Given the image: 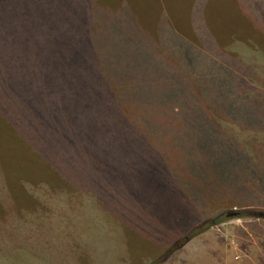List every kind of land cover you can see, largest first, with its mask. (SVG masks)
<instances>
[{"label": "rangeland", "instance_id": "1", "mask_svg": "<svg viewBox=\"0 0 264 264\" xmlns=\"http://www.w3.org/2000/svg\"><path fill=\"white\" fill-rule=\"evenodd\" d=\"M128 1L131 15L120 11L123 0H99L101 8L118 12L124 29L120 35L102 29L88 40L86 15L72 13L71 0H40V8L36 0H0V93H18L26 79L61 83L68 88L72 81L86 77L84 46H119L121 39L144 46L158 44L173 66H180L181 51L170 46H195V51L217 61L221 75L222 69L235 65L227 54L241 64L259 63L264 77V0ZM165 18L169 19L168 27ZM70 96L66 92L63 99L60 97V104L67 109ZM263 115L264 110H259L248 117L255 131L245 129L247 133L238 137H251L264 148V128L258 131L264 127ZM45 119L52 132L59 131L65 140L78 144L75 155L79 167L70 175L65 172L64 178L55 173L52 176L40 172L41 166L38 168L34 159H24L0 146V155H9L3 162L8 163L13 186L7 196L0 194L5 202L0 205V257L4 264H169L167 259L190 264L183 262L194 260L195 254L176 257L178 250L171 251L205 221L220 216L222 208L212 206L207 212L201 202H187L185 196L191 192L181 181L188 180L190 173L180 162L179 151L163 157L171 175L151 174L148 163L158 164L162 170V161L156 164L145 155L147 148L141 142L123 137L110 141L112 132L107 125L101 137L93 139L98 145L95 157L96 144L77 139L65 126L68 118L62 113L49 110ZM135 149L142 154L140 161L126 154ZM67 155L64 152L63 158ZM105 161L122 172L102 170ZM85 162L91 166L82 165ZM65 163L60 161L62 166ZM72 166L74 163L67 162V171ZM256 185L251 184L250 189ZM224 207V211L233 209ZM205 233L264 235V221H228ZM146 255L151 261L144 260ZM239 261L243 262L242 255Z\"/></svg>", "mask_w": 264, "mask_h": 264}, {"label": "trees", "instance_id": "2", "mask_svg": "<svg viewBox=\"0 0 264 264\" xmlns=\"http://www.w3.org/2000/svg\"><path fill=\"white\" fill-rule=\"evenodd\" d=\"M36 1V7L40 8V0ZM71 1L72 13L86 15L84 28L88 40L102 29L122 33L124 25L118 12L101 8L99 0ZM123 1L120 11L131 15L129 1ZM168 21L165 18L167 27ZM119 44L84 46L86 77L72 81L68 88L61 83L26 79L18 93H0V146L10 153L18 152L24 159H34L36 166H41L40 172L52 176L55 173L62 178L65 172L72 174L79 167L78 155H75L78 144L65 140L59 131L52 132V125L45 119L49 110H58L68 118L65 126L72 129L77 139L96 144L95 157H98V145L93 139H99L107 125L112 132L110 141L125 138L141 142L147 148L145 155L156 160L155 163L161 159L162 170L156 167L158 162L154 166L148 163L151 174L171 175L163 157L179 151L182 156L179 160L190 173L188 180L181 181L191 192L185 196L187 202L191 205L201 202L207 212L212 206L221 207L222 213L205 221L204 226L172 253L194 236L225 222L264 221L263 144L256 145L251 137H238L247 133L245 129L255 131L247 118L264 110V77L260 64H241L224 54L235 65L222 69L224 75H221L217 61L195 51V46H170L181 51L180 66H173L157 48L158 44L144 46L122 39ZM243 47L248 50V46ZM66 92L71 95L68 109L60 104V97L63 99L62 94ZM263 128L259 127L258 131ZM64 152L68 155L63 158ZM126 154L141 160L142 154L137 149ZM4 156L9 155H0V194L7 196L13 186ZM61 160L66 161V166L60 164ZM67 162L74 163L71 172L67 171ZM106 163H102V170L122 172L116 169L117 165ZM82 165L91 166L86 162ZM160 183L163 185V180ZM253 183L257 184L256 188L250 189ZM31 188L32 193L37 191ZM4 203L0 198V205ZM224 206L233 209L224 211ZM0 264H4L1 257Z\"/></svg>", "mask_w": 264, "mask_h": 264}, {"label": "crops", "instance_id": "3", "mask_svg": "<svg viewBox=\"0 0 264 264\" xmlns=\"http://www.w3.org/2000/svg\"><path fill=\"white\" fill-rule=\"evenodd\" d=\"M175 254L176 257L186 258L195 254L194 260L183 262L190 264H264V235L200 234L188 241ZM240 255L243 262L239 261ZM151 259V256L147 255L144 258L147 262ZM169 261H171L169 264H174V260L167 259V262Z\"/></svg>", "mask_w": 264, "mask_h": 264}]
</instances>
